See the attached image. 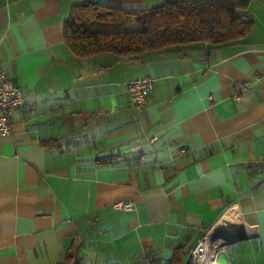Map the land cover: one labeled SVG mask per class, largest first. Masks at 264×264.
Returning <instances> with one entry per match:
<instances>
[{
	"label": "crops",
	"instance_id": "1",
	"mask_svg": "<svg viewBox=\"0 0 264 264\" xmlns=\"http://www.w3.org/2000/svg\"><path fill=\"white\" fill-rule=\"evenodd\" d=\"M87 1L150 7L0 0V63L27 98L0 136V264H64L74 249L82 264H166L178 247L185 264L232 212L246 238L217 264H264V0L237 43L78 60L64 23ZM144 76L138 112L126 83Z\"/></svg>",
	"mask_w": 264,
	"mask_h": 264
},
{
	"label": "trees",
	"instance_id": "2",
	"mask_svg": "<svg viewBox=\"0 0 264 264\" xmlns=\"http://www.w3.org/2000/svg\"><path fill=\"white\" fill-rule=\"evenodd\" d=\"M250 8L251 0H164L143 9L87 1L72 6L64 40L78 60L106 54L118 59L160 53L187 56L206 46L212 50L243 40L254 24L248 19ZM183 257V248L178 247L166 264H183ZM64 264H82L75 249Z\"/></svg>",
	"mask_w": 264,
	"mask_h": 264
},
{
	"label": "built area",
	"instance_id": "3",
	"mask_svg": "<svg viewBox=\"0 0 264 264\" xmlns=\"http://www.w3.org/2000/svg\"><path fill=\"white\" fill-rule=\"evenodd\" d=\"M154 79L151 76H144L131 79L126 83L129 101L138 111L142 112L152 93ZM246 83L244 88H248ZM211 101L213 97H209ZM236 101L241 100V95L235 96ZM27 98L22 89L14 85L8 72L0 63V136H8L12 133V113L25 104ZM151 139V143L155 142ZM187 154L185 149L180 151V155ZM120 211H132L134 204L131 201L120 202L115 205ZM221 219L215 226L206 230L203 236L196 242L188 254L185 264H217L218 256L224 251L226 245L230 243L243 230L239 224L223 225Z\"/></svg>",
	"mask_w": 264,
	"mask_h": 264
},
{
	"label": "rangeland",
	"instance_id": "4",
	"mask_svg": "<svg viewBox=\"0 0 264 264\" xmlns=\"http://www.w3.org/2000/svg\"><path fill=\"white\" fill-rule=\"evenodd\" d=\"M164 0H147V4L150 7H154V6H158L163 4ZM251 4H252V8L255 9V7L258 6V4H260V2L258 0H251ZM149 7V8H150ZM132 24L130 23L129 25H127V28H131ZM225 217V216H224ZM224 220V219H223ZM190 252V251H189ZM189 254V253H188Z\"/></svg>",
	"mask_w": 264,
	"mask_h": 264
},
{
	"label": "bare ground",
	"instance_id": "5",
	"mask_svg": "<svg viewBox=\"0 0 264 264\" xmlns=\"http://www.w3.org/2000/svg\"><path fill=\"white\" fill-rule=\"evenodd\" d=\"M238 221H239L238 220V213L232 212V213L225 215L222 223H223V225H226V226H229L230 224H234V223H238L239 225H241Z\"/></svg>",
	"mask_w": 264,
	"mask_h": 264
},
{
	"label": "water",
	"instance_id": "6",
	"mask_svg": "<svg viewBox=\"0 0 264 264\" xmlns=\"http://www.w3.org/2000/svg\"><path fill=\"white\" fill-rule=\"evenodd\" d=\"M246 238L245 232L242 231L238 236L235 237V239L233 240V242L239 241V240H243Z\"/></svg>",
	"mask_w": 264,
	"mask_h": 264
}]
</instances>
